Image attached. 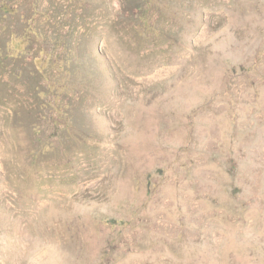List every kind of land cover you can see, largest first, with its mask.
I'll use <instances>...</instances> for the list:
<instances>
[{
	"label": "rangeland",
	"instance_id": "374dc122",
	"mask_svg": "<svg viewBox=\"0 0 264 264\" xmlns=\"http://www.w3.org/2000/svg\"><path fill=\"white\" fill-rule=\"evenodd\" d=\"M0 52V264H264V0H0Z\"/></svg>",
	"mask_w": 264,
	"mask_h": 264
},
{
	"label": "trees",
	"instance_id": "16d2710c",
	"mask_svg": "<svg viewBox=\"0 0 264 264\" xmlns=\"http://www.w3.org/2000/svg\"><path fill=\"white\" fill-rule=\"evenodd\" d=\"M7 48H6V53H8V56L10 55L11 56V52H13L14 53V51H16V52H20V45H16V46H10V43L8 42L7 44ZM0 54H1V52H0ZM17 54V53H16Z\"/></svg>",
	"mask_w": 264,
	"mask_h": 264
}]
</instances>
